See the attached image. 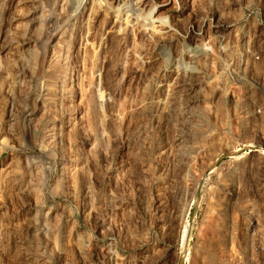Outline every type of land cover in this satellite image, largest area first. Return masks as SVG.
<instances>
[{
    "label": "rangeland",
    "instance_id": "374dc122",
    "mask_svg": "<svg viewBox=\"0 0 264 264\" xmlns=\"http://www.w3.org/2000/svg\"><path fill=\"white\" fill-rule=\"evenodd\" d=\"M73 1L0 0V264H264V0Z\"/></svg>",
    "mask_w": 264,
    "mask_h": 264
},
{
    "label": "bare ground",
    "instance_id": "6f19581e",
    "mask_svg": "<svg viewBox=\"0 0 264 264\" xmlns=\"http://www.w3.org/2000/svg\"><path fill=\"white\" fill-rule=\"evenodd\" d=\"M136 1H130L129 3H128V7L129 8H131V10H132V12H140V16L139 17H142V20H149L150 22H151V18H150V16H151V13H152V10H146V12H144V10H142L141 9V7H139V5H137V3H135ZM67 3V2H66ZM83 3V0H74L73 1V3L70 5V6H68L67 4V6L68 7H66L65 9H69L70 10V13H69V15L67 16V20H66V22L71 18V17H75L76 15H78L80 12H81V10H82V6L84 5V4H82ZM62 5V4H61ZM63 6V5H62ZM62 6H61V8H62ZM69 10H68V12H69ZM63 11V10H62ZM65 11H67V10H65ZM119 14V13H118ZM128 18V17H127ZM127 18H126V20H127ZM141 20V19H140ZM69 23H70V21H68ZM128 22V21H127ZM126 21H125V23H127ZM64 23V22H63ZM142 23H144V22H141V25H144V24H142ZM152 24V23H151ZM63 25V24H62ZM70 25V24H69ZM120 25V24H119ZM140 25V24H139ZM66 26V25H65ZM65 26H63V27H61L58 31H59V33L60 34H63V33H66V28H64ZM121 26V25H120ZM60 27V26H59ZM67 27V26H66ZM118 29H119V27H117ZM54 29V28H53ZM53 29H51V30H53ZM51 32V34H52V31H50ZM57 33V32H56ZM53 34H55L54 32H53ZM58 35V34H57ZM45 36V35H44ZM56 36V35H55ZM50 40H51V37H50V35L49 34H47V36H46V46H47V49L48 48H50V45H48V43L50 42ZM45 42V41H44ZM201 49V48H200ZM199 49V50H200ZM53 50V49H52ZM47 51V50H46ZM61 53V52H60ZM49 54V53H48ZM58 54V53H57ZM50 55H48V57H49ZM58 55H56V57H57ZM52 57V56H51ZM55 58V57H54ZM68 58V57H67ZM48 59V58H47ZM44 60V59H43ZM49 60V59H48ZM48 60H47V62H48ZM55 61V60H54ZM61 61V60H60ZM45 62V61H44ZM51 62V61H50ZM17 74V73H16ZM18 77V76H17ZM20 77V76H19ZM64 78V77H63ZM65 80V79H64ZM47 85V84H46ZM58 88H57V90L58 89H62V87H63V83L61 82L58 86H57ZM41 88V87H40ZM48 88V87H47ZM65 88V87H64ZM54 91V90H53ZM56 91V90H55ZM59 93V92H58ZM42 108V107H41ZM35 109V108H34ZM34 109H32L30 112L31 113H28V121H29V119H31L32 118V116H33V114L36 112V111H34ZM36 109L38 110V109H40V106H36ZM34 111V112H33ZM8 115H10V113H8ZM10 118V117H9ZM31 122V121H30ZM57 134V133H56ZM46 144V143H45ZM45 146V145H44ZM80 157V156H79ZM82 158V157H81ZM83 160V159H82ZM65 168V167H64ZM182 242L184 243V245H186V239H185V234H183V239H182Z\"/></svg>",
    "mask_w": 264,
    "mask_h": 264
}]
</instances>
